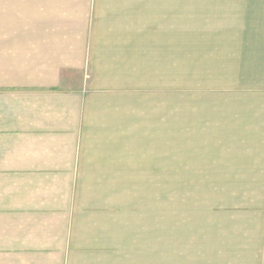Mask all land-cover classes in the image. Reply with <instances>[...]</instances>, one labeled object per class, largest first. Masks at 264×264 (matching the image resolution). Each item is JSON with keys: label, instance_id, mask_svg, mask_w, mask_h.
<instances>
[{"label": "crops", "instance_id": "0c3cea01", "mask_svg": "<svg viewBox=\"0 0 264 264\" xmlns=\"http://www.w3.org/2000/svg\"><path fill=\"white\" fill-rule=\"evenodd\" d=\"M163 123L170 164L264 172V0L0 2V264H264L262 209L147 219Z\"/></svg>", "mask_w": 264, "mask_h": 264}, {"label": "rangeland", "instance_id": "374dc122", "mask_svg": "<svg viewBox=\"0 0 264 264\" xmlns=\"http://www.w3.org/2000/svg\"><path fill=\"white\" fill-rule=\"evenodd\" d=\"M2 1L0 0V2ZM184 58L185 25L184 21L179 20L178 125L177 130L175 129L178 132L179 151L180 148L186 146L183 144L187 140L186 136L189 137L187 135L189 134L187 122L185 121L188 115L187 110L189 111L188 95L186 94L189 92L184 89L189 81L185 74ZM192 101L194 102L195 99ZM163 114H165L164 109ZM190 114L192 118H195L196 113L192 114V108ZM198 115H202V112L200 111ZM189 127L190 135L193 136L195 132L192 131L191 124ZM169 132L168 123H163L162 170H155L154 175L150 173L144 181H140L145 185L130 187L131 195L144 194L149 196L147 198L152 201L150 205H154L153 201H155L156 207L161 208L160 213L156 210V213L146 215L147 219L153 222V218H160L161 223L163 222L166 228H169L171 225L170 218L173 214L175 216L177 211H180L181 214L188 212V220H191V225H198L202 229L205 226L211 228L217 225L230 224L228 218L222 219V222L219 221L221 220L219 218L225 214L242 212L247 209L264 210V180H262L264 172L226 169L234 166L244 167V165H226L218 162L213 164L204 161L198 163L194 161L183 162L187 156L181 154L177 156L178 161L175 162V165L170 164L168 155ZM192 136L190 137L192 138ZM153 183L156 185H148ZM151 211L154 212V210ZM165 230L169 231L168 229ZM196 231L200 230L197 229Z\"/></svg>", "mask_w": 264, "mask_h": 264}]
</instances>
